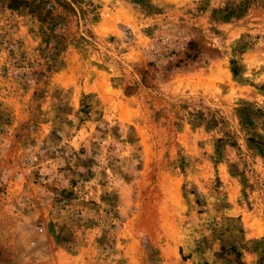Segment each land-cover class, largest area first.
I'll return each mask as SVG.
<instances>
[{"label":"rangeland","instance_id":"obj_1","mask_svg":"<svg viewBox=\"0 0 264 264\" xmlns=\"http://www.w3.org/2000/svg\"><path fill=\"white\" fill-rule=\"evenodd\" d=\"M0 264H264V0H0Z\"/></svg>","mask_w":264,"mask_h":264}]
</instances>
